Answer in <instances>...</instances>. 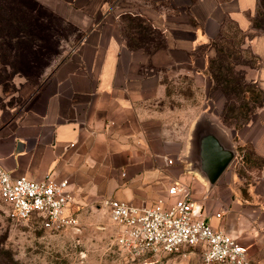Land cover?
<instances>
[{"label":"crops","instance_id":"1","mask_svg":"<svg viewBox=\"0 0 264 264\" xmlns=\"http://www.w3.org/2000/svg\"><path fill=\"white\" fill-rule=\"evenodd\" d=\"M259 6V0H55L49 10L81 35L62 50L56 32L46 34L52 26L40 23L44 32L27 39L19 57L28 59L27 47L36 44L35 71L15 72L10 90L0 80V165L14 177L67 180L78 221L89 211L106 214L105 201L113 198L139 206L172 202L167 187L184 182L201 210L207 196V221L242 245L251 264H264V178L244 195L228 165L207 185L182 159L184 150L173 152L169 109L162 105V76L198 71L196 60L205 58L196 56L198 49L215 38L225 18L249 32ZM126 14L145 20V42L125 34ZM153 31L161 48L154 47ZM248 42L264 95V33ZM259 113L239 137L264 157V102Z\"/></svg>","mask_w":264,"mask_h":264},{"label":"rangeland","instance_id":"2","mask_svg":"<svg viewBox=\"0 0 264 264\" xmlns=\"http://www.w3.org/2000/svg\"><path fill=\"white\" fill-rule=\"evenodd\" d=\"M54 2L35 0L36 11L29 12L20 6V3L32 4L29 0H0V80L9 90L13 88L10 79L15 72L35 71L30 64L35 55L32 47L36 44L27 47L28 53L31 52L28 59L19 57L26 49L25 41L33 42L35 34L44 32L40 23L52 26L46 34L56 32L62 50L75 46L81 35L72 22L65 23L61 16H54L49 10L48 6ZM259 3L249 32H243L235 21L225 18L214 40L198 49L196 56H205L204 60H196L198 71L162 76L166 91L162 105L169 109L167 121L173 152L184 150L182 159L209 185L196 167L193 138L200 129L213 132L235 151L229 171L233 170L235 189L244 195L249 184L264 178V157L239 137L243 128L262 115L259 110L264 102L257 83L258 58L248 42L253 34L264 33V0ZM121 20L129 38L146 41L150 30L143 18L126 14ZM141 22L144 24L140 28ZM158 37L159 33L153 31L155 42ZM62 50L59 48V52ZM50 52L45 49L46 57ZM202 198L205 200L207 196ZM203 200L199 202L202 211L206 205ZM79 221L75 228L48 230L38 219L13 217L10 205L0 199V264H203L198 250L185 255L147 253L135 259L126 258L114 242L116 226L108 213L89 211L79 216Z\"/></svg>","mask_w":264,"mask_h":264},{"label":"built area","instance_id":"3","mask_svg":"<svg viewBox=\"0 0 264 264\" xmlns=\"http://www.w3.org/2000/svg\"><path fill=\"white\" fill-rule=\"evenodd\" d=\"M167 194L176 199L140 206L114 198L105 201L122 255L135 259L147 253L185 255L198 250L203 264H251L242 245L207 221L186 183L172 182ZM0 199L10 205L13 217L38 219L48 230L79 225L70 211L74 198L67 180L14 177L0 165Z\"/></svg>","mask_w":264,"mask_h":264},{"label":"water","instance_id":"4","mask_svg":"<svg viewBox=\"0 0 264 264\" xmlns=\"http://www.w3.org/2000/svg\"><path fill=\"white\" fill-rule=\"evenodd\" d=\"M194 145L196 154L199 155L196 167L212 185L230 164L235 151L207 129H200L195 132Z\"/></svg>","mask_w":264,"mask_h":264},{"label":"trees","instance_id":"5","mask_svg":"<svg viewBox=\"0 0 264 264\" xmlns=\"http://www.w3.org/2000/svg\"><path fill=\"white\" fill-rule=\"evenodd\" d=\"M29 2H33L32 4H34V6L32 5V4H27V3H20V6H22L23 5V7L27 10V11H29V12H35L36 11V6H35V0H29ZM144 23L143 22H141L140 23V25H139V27H141V25H143ZM155 32V31H154ZM156 32H158V31H156ZM159 33V32H158ZM159 35H160V33H159ZM161 36V35H160ZM157 39V42L156 43H154V47H158V48H161L163 45H162V43H161V39L158 37V38H156ZM214 40V39H213ZM137 44V43H136Z\"/></svg>","mask_w":264,"mask_h":264},{"label":"flooded vegetation","instance_id":"6","mask_svg":"<svg viewBox=\"0 0 264 264\" xmlns=\"http://www.w3.org/2000/svg\"><path fill=\"white\" fill-rule=\"evenodd\" d=\"M197 157H198V161H199V155L197 154Z\"/></svg>","mask_w":264,"mask_h":264}]
</instances>
